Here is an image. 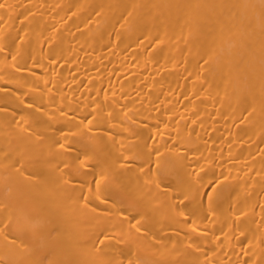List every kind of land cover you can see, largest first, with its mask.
<instances>
[{
	"label": "bare ground",
	"instance_id": "obj_1",
	"mask_svg": "<svg viewBox=\"0 0 264 264\" xmlns=\"http://www.w3.org/2000/svg\"><path fill=\"white\" fill-rule=\"evenodd\" d=\"M0 264H264V0H0Z\"/></svg>",
	"mask_w": 264,
	"mask_h": 264
}]
</instances>
